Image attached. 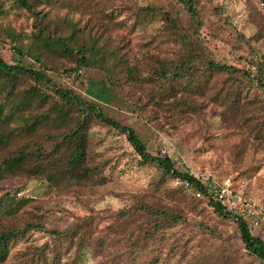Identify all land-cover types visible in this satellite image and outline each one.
Wrapping results in <instances>:
<instances>
[{
    "label": "trees",
    "instance_id": "trees-1",
    "mask_svg": "<svg viewBox=\"0 0 264 264\" xmlns=\"http://www.w3.org/2000/svg\"><path fill=\"white\" fill-rule=\"evenodd\" d=\"M6 2L26 10L33 42L28 49L10 45L7 32L0 31V52L6 47L28 54L39 68L7 62L0 55V179L5 174L26 172L60 186L88 178L93 172L88 147L95 123L124 132L140 165L155 167L162 181L184 177L183 172L175 170L169 155L153 154L148 149L137 129L119 120L106 105L62 81L63 73L82 80L86 70L93 67L104 72L110 97L124 82H137L157 105L169 104L177 113L195 111L196 95L213 90L211 95L226 105L225 119L234 114L246 115L255 137L264 144V97L250 95L247 86L264 91V48L258 45L264 40V30L256 39L236 31L231 42L242 40L248 51L247 56H240L246 65L238 66L218 60L206 45L201 0L145 1L146 4L137 0H126L125 4L122 0H0V18L7 13ZM123 4L125 8H121ZM247 6L253 19L264 22V14L253 1H248ZM93 14L96 22L91 24ZM156 18L161 24L151 43L169 54L145 58L148 74L143 76L130 54L129 40L114 34L113 29L124 26L135 30ZM16 35L18 38L20 34ZM21 78L33 82V93L21 92ZM179 191L180 200H184L183 191ZM206 199L220 216L237 222L245 248L264 260L262 240L250 234L248 221L226 211L217 199ZM13 201L10 192L0 194V208L10 214L19 206ZM122 213L125 217L139 216L127 248L129 264L138 261L150 238L184 219L178 209L156 204H141ZM94 222L93 216H84L64 229H48L39 221L4 226L0 228V262L7 259L14 240L36 229L48 231L53 240L37 246L31 258L19 264H83L86 251L98 255L111 245L108 235L94 231ZM71 250L75 255L70 262L64 261Z\"/></svg>",
    "mask_w": 264,
    "mask_h": 264
},
{
    "label": "rangeland",
    "instance_id": "rangeland-1",
    "mask_svg": "<svg viewBox=\"0 0 264 264\" xmlns=\"http://www.w3.org/2000/svg\"><path fill=\"white\" fill-rule=\"evenodd\" d=\"M137 1L146 4L145 1L166 0ZM248 1H253L264 14L262 0H201L204 41L222 62L246 65V60L240 58L247 56L246 44L242 40L231 42L236 31L254 39L263 33V19L251 17ZM124 4L121 8H125ZM5 7L7 13L0 18V31L7 32V44L28 49L32 46L33 30L26 10L13 2H6ZM126 14L127 11L119 18ZM94 22L95 14L91 24ZM160 24L156 18L135 30L124 26L113 29L114 34H122L129 40L130 54L143 76L148 74L145 58L169 54L151 43ZM263 41L258 44L262 48ZM0 55L7 62L39 68L28 54L5 47ZM85 75L82 80H73L63 73L62 81L106 105L119 120L137 129L153 154L169 155L175 162L183 161L182 168L189 165L204 168L219 182L229 180L235 192L257 202L264 210V144L255 137L254 127L247 124L246 115L234 114L225 119L226 105L211 95L213 90L196 95L195 111L177 113L169 104L157 105L137 82H124L110 97L103 71L93 67L87 69ZM18 85L24 94L34 92L35 85L31 81L21 78ZM247 86L250 95L264 97L261 88ZM88 152L93 172L82 181L53 186L44 177L26 172L5 174L0 179V194L10 192L13 202L19 206L11 214L0 208V228L39 221L48 229H64L77 218L93 216L94 231L108 235L111 245L98 255L86 251L83 264H129L127 248L139 216L125 217L122 212L141 204L165 205L178 209L184 219L164 227L150 238L135 264H264V260L245 248L232 217L220 216L206 197L193 195L190 190L175 185L173 179L162 181L155 167L140 165L124 132L95 123L90 131ZM179 190L183 191L184 200H180ZM260 234L264 236V221ZM52 240L48 231L29 230L11 243L7 259L0 264L27 262L37 246ZM59 247L61 251V244ZM75 253L68 251L64 261L70 262Z\"/></svg>",
    "mask_w": 264,
    "mask_h": 264
},
{
    "label": "built area",
    "instance_id": "built-area-1",
    "mask_svg": "<svg viewBox=\"0 0 264 264\" xmlns=\"http://www.w3.org/2000/svg\"><path fill=\"white\" fill-rule=\"evenodd\" d=\"M162 152L164 153L165 150L163 149ZM173 163L175 170L184 174L183 178L173 179L175 185L183 186L197 197L215 198L222 203L226 211L246 219L250 234L261 239L264 247V236L260 234L264 221V210L257 202L246 199L242 194L235 192L229 180L219 182L204 168L191 165L182 168L183 161H173ZM18 194L21 195L22 191H18Z\"/></svg>",
    "mask_w": 264,
    "mask_h": 264
}]
</instances>
